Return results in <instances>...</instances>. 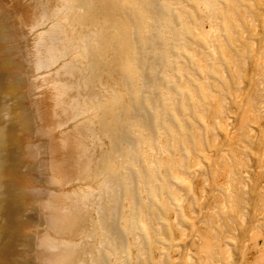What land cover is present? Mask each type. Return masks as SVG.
<instances>
[{
	"label": "rangeland",
	"instance_id": "374dc122",
	"mask_svg": "<svg viewBox=\"0 0 264 264\" xmlns=\"http://www.w3.org/2000/svg\"><path fill=\"white\" fill-rule=\"evenodd\" d=\"M39 4L44 72L65 65L78 91L65 189L89 158L69 262L264 264V0Z\"/></svg>",
	"mask_w": 264,
	"mask_h": 264
},
{
	"label": "bare ground",
	"instance_id": "6f19581e",
	"mask_svg": "<svg viewBox=\"0 0 264 264\" xmlns=\"http://www.w3.org/2000/svg\"><path fill=\"white\" fill-rule=\"evenodd\" d=\"M39 5V0H0V264L78 263L83 252L74 246L88 231L77 198L88 193L82 182L91 177L89 158L73 166L76 186L65 189L71 178L68 153L78 152L60 131L78 115V91L65 65L44 72L52 63L42 49L51 41L42 32L31 35L39 17L52 18L55 10L48 13ZM80 7L84 12L71 18L70 39L88 18L86 5Z\"/></svg>",
	"mask_w": 264,
	"mask_h": 264
}]
</instances>
